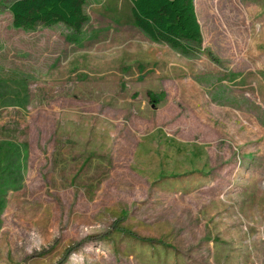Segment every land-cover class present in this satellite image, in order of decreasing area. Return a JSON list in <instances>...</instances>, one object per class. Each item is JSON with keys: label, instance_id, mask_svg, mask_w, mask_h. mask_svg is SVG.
<instances>
[{"label": "rangeland", "instance_id": "obj_1", "mask_svg": "<svg viewBox=\"0 0 264 264\" xmlns=\"http://www.w3.org/2000/svg\"><path fill=\"white\" fill-rule=\"evenodd\" d=\"M0 0V264H264V0H195L201 50L130 0L78 33Z\"/></svg>", "mask_w": 264, "mask_h": 264}, {"label": "trees", "instance_id": "obj_2", "mask_svg": "<svg viewBox=\"0 0 264 264\" xmlns=\"http://www.w3.org/2000/svg\"><path fill=\"white\" fill-rule=\"evenodd\" d=\"M132 22L145 36L183 55L201 50L202 31L195 0H130ZM86 0H14L8 5L12 26L32 31L63 24L78 33L87 22Z\"/></svg>", "mask_w": 264, "mask_h": 264}]
</instances>
